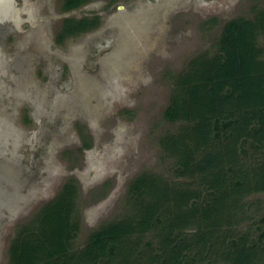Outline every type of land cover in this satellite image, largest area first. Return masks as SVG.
<instances>
[{"label": "rangeland", "instance_id": "rangeland-1", "mask_svg": "<svg viewBox=\"0 0 264 264\" xmlns=\"http://www.w3.org/2000/svg\"><path fill=\"white\" fill-rule=\"evenodd\" d=\"M4 2L0 264H9L15 227L68 179L78 185V248L123 213L135 178L175 177L160 145L177 129L163 117L172 96L214 55L223 25L256 21L264 0H92L70 11L64 0ZM91 16L96 29L57 43L63 20ZM257 200L264 206V195L244 199L248 212Z\"/></svg>", "mask_w": 264, "mask_h": 264}, {"label": "trees", "instance_id": "trees-1", "mask_svg": "<svg viewBox=\"0 0 264 264\" xmlns=\"http://www.w3.org/2000/svg\"><path fill=\"white\" fill-rule=\"evenodd\" d=\"M90 1L64 0L63 9ZM262 21L225 23L214 55L181 79L163 115L177 129L160 141L175 177L135 178L123 213L78 248V185L68 179L15 227L9 264H264V206L248 212L244 201L264 195ZM98 25V16L65 19L56 41Z\"/></svg>", "mask_w": 264, "mask_h": 264}, {"label": "flooded vegetation", "instance_id": "flooded-vegetation-1", "mask_svg": "<svg viewBox=\"0 0 264 264\" xmlns=\"http://www.w3.org/2000/svg\"><path fill=\"white\" fill-rule=\"evenodd\" d=\"M10 1L12 2L13 0H10ZM4 5H5L4 0H0V11H2V9H5ZM3 13H5L4 10L0 12V14H3ZM0 27L2 28V34L5 33L9 28L8 25H5V26L1 25Z\"/></svg>", "mask_w": 264, "mask_h": 264}, {"label": "water", "instance_id": "water-1", "mask_svg": "<svg viewBox=\"0 0 264 264\" xmlns=\"http://www.w3.org/2000/svg\"><path fill=\"white\" fill-rule=\"evenodd\" d=\"M121 8V7H120Z\"/></svg>", "mask_w": 264, "mask_h": 264}]
</instances>
